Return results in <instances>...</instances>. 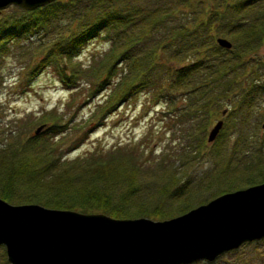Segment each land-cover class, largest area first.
I'll use <instances>...</instances> for the list:
<instances>
[{
  "label": "rangeland",
  "instance_id": "1",
  "mask_svg": "<svg viewBox=\"0 0 264 264\" xmlns=\"http://www.w3.org/2000/svg\"><path fill=\"white\" fill-rule=\"evenodd\" d=\"M96 1L55 0L60 10L56 19L0 44V151L31 139L45 148L41 151L53 148L54 156L67 162L81 166L106 163L114 170H124L141 192L148 190L144 198L148 206L163 197L164 191L189 188L191 196L184 191L175 198L163 197L165 211L172 216L222 192L263 181L264 91L246 101L247 96L237 94L240 88L230 90L235 96L220 97L211 106L209 120L195 112L194 94L185 91L159 93L144 84L128 96L114 101L109 97L131 67L130 61L119 60L122 51L138 57L155 49L157 57L166 55L173 66H182L191 62L194 46L202 40L217 47L218 36L236 51L247 49L235 70V83L248 81L252 69L257 74L253 83L264 82V38L252 40L247 32L253 23L264 21V0H114L108 10L126 20L95 30L73 56H47V47L65 28L78 30L79 22L105 19L98 13ZM91 3L97 16L83 15ZM104 7L107 10L109 3ZM23 10L6 6L0 9V21L21 18ZM152 22L150 39L135 42L141 29ZM185 22L188 26L204 22L207 31L174 36L179 24ZM159 39L162 44L157 43ZM32 67L40 68L28 75ZM197 75L184 86L199 82ZM65 76L62 82L60 77ZM218 119L219 130L206 141L208 130ZM40 124L45 126L34 133ZM204 175L209 183L201 178ZM116 178L124 182L122 174ZM197 183L205 186L200 188ZM125 186L120 183L121 189ZM0 264H8L2 246ZM210 264H264V237L243 242Z\"/></svg>",
  "mask_w": 264,
  "mask_h": 264
},
{
  "label": "trees",
  "instance_id": "2",
  "mask_svg": "<svg viewBox=\"0 0 264 264\" xmlns=\"http://www.w3.org/2000/svg\"><path fill=\"white\" fill-rule=\"evenodd\" d=\"M97 1L100 11L98 13H100L101 18L105 19L97 18L90 24H86V20H84L85 24L79 22L78 30L70 26L65 28L59 33L57 39H54L52 44L47 47V56L62 53L66 56H73L95 30L105 27L111 22L122 21L123 18L127 19V17H121L108 10L114 0ZM108 3L109 7L106 10L104 5ZM58 9L55 6V1H52L32 10H23L24 14L21 18L0 21V44L26 35L28 29L34 26H42L46 21L54 18L57 12H60ZM95 11V4L91 3L83 15L92 13L95 15ZM161 19L163 18L161 17ZM71 21L73 20H70V23ZM88 21L91 22L92 20ZM153 24L154 22L147 28L143 27L135 42L148 39ZM250 27L252 29H248L247 32L252 40L257 38L261 41L264 38V21L259 24L253 23ZM193 31L204 33L207 31L206 24L198 22L188 26L186 22L181 23L173 34L179 36L182 32L190 33ZM173 34L171 33L170 36ZM162 42L163 39L157 41L158 44H162ZM159 46L163 49L162 45ZM214 47L216 50L211 49ZM243 50L236 51L232 45L230 48H223L218 45L216 47L207 42L204 43L202 40L199 45L194 46L191 62L182 66H173L166 55H158L157 57L155 49L152 50L151 54H143V56L138 57L128 56L122 51L119 60L130 61L131 67L127 68L129 73L119 79L117 87L110 93L109 99L114 101V99L123 97L125 94L128 96L137 91V86L142 87L144 84L151 85L159 93L169 94L171 91H185L186 94H194L192 104H195V112H200L204 115L205 120H209L212 115L211 106L216 104L220 97L235 96V91L229 92L230 90L240 88L237 94L243 97L247 96L246 101H252L254 95L257 97L264 91L262 80L257 84L253 83L255 81L254 76L257 75L254 69L250 71L251 77L246 79L248 81L244 84L235 83L238 81L235 70L241 64ZM45 58L47 57L44 56ZM39 68H28V75L36 74V69ZM197 73L195 78L201 82L184 86V84L189 83L188 79ZM63 77H60L62 82L67 79L66 76ZM170 80L171 83H169ZM152 82H154L153 85ZM177 85L181 87L177 89ZM41 149L45 148H40L38 144L36 146V142L31 139L22 143H12L10 147L6 145L1 149L0 197L2 199L11 203H38L46 207L73 209L84 213L103 212L116 218L142 216L163 219L172 216L168 211H165L167 208L163 205V197L175 198L177 194L184 191L188 196H191L187 187L184 191L182 188L181 190L175 189L172 193L164 191L163 197L157 198L156 202L148 206L144 202V198L149 194L148 190L142 192L138 190L136 185H133V179H128L124 170H114L108 164L99 162L81 166L80 163L67 162L55 157L53 148H50L51 150L46 151V153ZM63 161L66 163L63 164ZM116 174H118V178L122 174L124 182L120 180L119 182ZM201 178L203 180L206 178L209 183L207 176L204 175ZM120 183L126 185L125 189L120 188ZM200 185L197 183L200 188L205 186Z\"/></svg>",
  "mask_w": 264,
  "mask_h": 264
},
{
  "label": "water",
  "instance_id": "3",
  "mask_svg": "<svg viewBox=\"0 0 264 264\" xmlns=\"http://www.w3.org/2000/svg\"><path fill=\"white\" fill-rule=\"evenodd\" d=\"M52 1L0 0V9L32 10ZM215 42L231 46L223 37ZM220 126L218 119L206 141ZM262 237L264 181L222 192L165 219L116 218L0 198V246L8 264H190L212 261Z\"/></svg>",
  "mask_w": 264,
  "mask_h": 264
},
{
  "label": "flooded vegetation",
  "instance_id": "4",
  "mask_svg": "<svg viewBox=\"0 0 264 264\" xmlns=\"http://www.w3.org/2000/svg\"><path fill=\"white\" fill-rule=\"evenodd\" d=\"M246 242H249V241H246ZM239 247V246H238ZM238 247L237 248H235V249H231V250H229V251H234V250H237L238 249ZM228 252V251H227ZM216 259V258H215ZM197 261H199V263H201V264H210L212 261H206V260H202V259H200V260H197Z\"/></svg>",
  "mask_w": 264,
  "mask_h": 264
}]
</instances>
